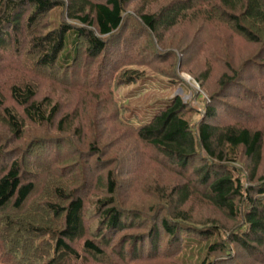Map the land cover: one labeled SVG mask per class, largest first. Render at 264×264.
I'll return each mask as SVG.
<instances>
[{
	"label": "trees",
	"instance_id": "obj_1",
	"mask_svg": "<svg viewBox=\"0 0 264 264\" xmlns=\"http://www.w3.org/2000/svg\"><path fill=\"white\" fill-rule=\"evenodd\" d=\"M155 1L0 0V124L9 135L20 141L28 124L58 134L76 132L78 119L84 117L79 113L83 105L69 114L63 111L67 102H54L51 96L52 84L66 88L72 84L73 91L81 94L79 104L89 95L105 109H114L119 124L128 127L138 143L156 154L157 160L150 162L162 170L176 169L189 176L185 185L174 187L170 194L167 187L157 194L151 186L152 193H148L155 204L146 206L148 212L124 211L118 202V190L130 185L122 194L130 199L129 191L137 184L120 182L110 162L98 160L102 158L99 143L89 145L92 167L98 168L94 171L86 161L87 168L81 169L85 170L81 185L74 181L79 173L60 164L74 154L62 151L57 140L52 160L32 174L25 168L24 155L32 145L37 147L42 142L33 144L38 138L32 139L26 150L15 152L4 141L0 143V264L134 263L142 261L147 253V257L158 259L162 240L167 241L164 254L172 259L190 248H203L206 256L201 264L241 263L237 253L232 257L234 250L252 264L261 261L256 256L264 257V179L260 178L256 186H247L246 177L236 167L242 150L251 161L249 180L253 181L262 161L264 135L261 129L249 127L248 112L235 114L229 125L216 126L212 120L217 108L207 103L201 120L192 124L184 116L188 107L180 97L164 102L158 109L147 107L142 118L134 111L133 116L128 115L132 109L118 98L128 87L149 79L140 72L141 65L133 64L148 62L147 66L150 59L134 61L132 54L125 52L122 32L126 19L136 21L147 37L161 45L165 34L182 22L218 21L228 26L232 35L263 47L242 68L253 67L258 73L257 82L264 87V0H172L151 13L147 5ZM137 2L138 14L126 15L127 8ZM56 8H60V26L51 29L48 18ZM42 21L45 24L41 25ZM69 32L73 37V59L63 64L61 57ZM155 51L153 46L151 52ZM156 53L152 55L155 60L163 57L159 51ZM229 68L231 74L225 73L220 79L224 94L240 90V72L231 65ZM45 83L50 84L49 95L39 99ZM240 95L237 99L243 101ZM255 100L260 105L254 103V113L259 107L264 109V95ZM260 119L264 121V115ZM32 158L29 155L26 159ZM138 161L142 168L143 161ZM95 172L100 174L95 176ZM44 175L49 184L45 188ZM95 183L100 192L105 189L106 196H100L88 209L90 191L82 192V187L90 188L88 185ZM196 197L225 212L236 226L227 229L217 223H193L183 207ZM158 198L165 202L164 207L156 205ZM151 215L156 223L148 235L147 230L142 231ZM120 236L123 238L117 243Z\"/></svg>",
	"mask_w": 264,
	"mask_h": 264
},
{
	"label": "rangeland",
	"instance_id": "obj_2",
	"mask_svg": "<svg viewBox=\"0 0 264 264\" xmlns=\"http://www.w3.org/2000/svg\"><path fill=\"white\" fill-rule=\"evenodd\" d=\"M171 1L157 0L147 5V10L151 13L158 12ZM139 5L140 3L137 2L128 7L126 15L134 17L135 14H138L136 11ZM59 14L60 8H56L51 12V16L48 18L51 29L59 28ZM126 21V29L122 32L125 52L131 53L134 61L137 59L144 60V57H146V61L150 59L147 66L148 62L133 64L141 65L140 72L144 73L145 77H149V79L139 81L118 95L121 103H126V108L132 109L128 115L133 116L132 111H134L133 113H137L138 117L142 118L147 107L152 106V108L158 109L164 105V102L168 104L174 97H180L188 107V112L184 116L192 124L193 122L196 124L198 123L197 120H201V112L207 106V103H212V106H215L218 111L212 120L216 126L224 127L229 125L235 119V114L248 112L250 116L249 127L261 129L264 135V121L260 119L264 115V109L259 107L255 113L253 111L255 107L254 103L260 105L255 99L259 98L260 95H264V87L257 82L258 73L255 72L253 67L242 68V64L256 57L263 47H258L248 41L246 42L242 36L236 37L232 35V30H229L228 26L224 24H219L218 21L210 23L196 19L182 22L179 26L165 34L163 45L157 43L153 38L147 37L146 31L140 28V24L138 26L136 21H133V23L129 19H126ZM42 24L45 23L42 21ZM131 24L132 29L130 28ZM153 46L156 48L154 54L151 52ZM157 51L163 57L155 60L154 56H156ZM61 59L63 64L66 63V59H68L67 64L71 63L73 59V37L71 32L67 36L65 52ZM5 62L6 64L9 63L8 60H5ZM1 64L4 63L1 62ZM230 65L240 72V76H238L241 80L239 83L240 90L236 92L234 89V91L224 94L220 91V79L225 73L228 74L230 72ZM57 76L60 78V76L63 77V74L57 73ZM79 84L84 86L80 80ZM71 85L69 84L68 88L70 89H68L64 86L52 84L51 88H54V94H51V96L54 102L61 104L67 102L68 106L65 105L63 111L69 114L73 113V109L83 105L79 108V113L84 114V117L80 120L78 119L74 129L76 132L61 134L54 132V134V130L52 129L31 127L28 124L23 139L16 141L15 137L9 135V131L0 124V143L7 141V145L9 147L12 146V150L15 152H18L19 149L26 150L29 146L28 141L32 139L38 138L35 139L33 144L42 142L37 147L32 145V148H29L24 155L25 168L29 173H39L50 162L49 160H52L51 158L56 151L57 146L55 142L57 140V142H60L59 148L62 147V151L71 150L70 152L74 154L72 158H65L60 164H67L68 167H71L72 171H77L76 173L79 174L74 177V181L76 180V182H80L82 185L85 170L81 169L85 168L86 161L87 164L89 162V167L94 169V171L98 168L97 165L95 168L92 167L91 148H89V145L94 142L96 144L99 143L101 147L100 153L102 158L98 160H108L109 164H111L110 168L116 171L120 182L129 183L135 181L134 183L137 184L129 191L127 197L130 199L122 197V194L125 195L130 185H124L123 188L118 190L121 196L118 198V202L122 205L121 209L124 211L138 210L141 213L148 212L146 211V206L155 204L148 193V191L151 192V186L157 194L161 188L167 187V194H170L174 187L186 184L189 177L187 174L178 172L176 169H171L173 172L162 170L155 165L156 163L150 162V160H157L154 159L156 154L150 148L138 143L128 127L119 124L114 109H105L97 100L90 99L89 95L83 99V104H79L81 94L75 93L77 91H73ZM48 87H50V84L40 88L39 99H42L45 95H49ZM239 94H241L240 96L243 101L237 99ZM214 96L218 97L213 100L212 97ZM244 119L246 118L244 117ZM124 120L126 121V119ZM67 141L72 144L70 145L71 149L67 147V143H63ZM29 155H33L34 158L26 159ZM54 158L57 159L56 157ZM121 160L124 162V165H121ZM138 160L143 161L142 168L140 166L141 161L139 162ZM236 160V167L246 177L245 184L247 186H256L260 183V178L264 179V141L261 165L256 171V177L253 181L249 180L252 168L251 161L245 157L242 150L239 152ZM99 174V172L94 173L95 176ZM135 176H137L138 180H135ZM46 178L47 176L44 175L43 188L46 187V184L49 185ZM148 179L149 181H147ZM145 181L149 182L148 187H146ZM88 186L90 188L83 186L82 192L88 191L89 193L90 191V197L86 198V203H88L87 208L90 209L93 206V202L98 200V198H102L100 196H106V191L102 189L103 191L101 190L100 192L96 187V183L89 184ZM157 202L156 205L158 207H164V201L161 202V199L158 198ZM183 208L189 211L193 223L199 222L205 225L217 223L227 229L236 226L233 218L207 202H200L199 197L190 200ZM149 219L144 221L146 222V228L142 231L143 233L147 230L146 234L148 235L153 231V226L156 223L153 215ZM122 238L123 236L118 237L116 239L118 240L117 243ZM166 243V240H162L158 259L151 258V256L147 257V253L141 257L142 261L130 263L131 261L128 260L125 264H201L206 256L204 253L206 250L203 248H198L194 251H190V248L174 256L176 258L172 259L164 254L167 248ZM234 251L233 258L237 253L238 257L242 259L241 263H244L245 260V264H252V262H248L249 260L245 258L246 256H241V253L237 250ZM256 258L261 259L258 262L259 264H264V257L259 258V256H256ZM241 263H237L236 260L235 264ZM222 264H228V262L223 261Z\"/></svg>",
	"mask_w": 264,
	"mask_h": 264
}]
</instances>
